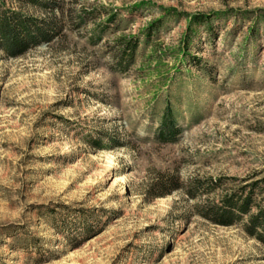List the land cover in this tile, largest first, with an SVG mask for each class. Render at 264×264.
<instances>
[{
    "label": "rangeland",
    "instance_id": "obj_1",
    "mask_svg": "<svg viewBox=\"0 0 264 264\" xmlns=\"http://www.w3.org/2000/svg\"><path fill=\"white\" fill-rule=\"evenodd\" d=\"M58 1L60 23L82 9L116 18L97 45L102 16L23 57L0 53V264H264L238 228L197 217L201 201L136 195L156 171L264 176V0ZM127 38L140 45L117 74L110 48ZM167 107L181 132L160 144ZM101 137L115 144L87 142Z\"/></svg>",
    "mask_w": 264,
    "mask_h": 264
},
{
    "label": "trees",
    "instance_id": "obj_2",
    "mask_svg": "<svg viewBox=\"0 0 264 264\" xmlns=\"http://www.w3.org/2000/svg\"><path fill=\"white\" fill-rule=\"evenodd\" d=\"M51 15V18L36 17L32 13ZM62 12L58 0H0V53L4 59L23 57L40 45H49L54 40L65 39L64 31L82 29L99 18L105 21L94 26L93 33L87 38L90 45H97L115 21L113 11L85 10L79 15H68L65 23L55 18ZM206 20L203 15H194L190 19L189 33L193 26ZM153 26L145 31L146 40L150 39ZM136 38L120 39L111 46V70L117 74L127 73L134 65L139 48ZM188 49H184V51ZM175 119L167 107L160 117L155 139L160 144L174 143L180 134ZM88 138V144L96 149H107L115 144L113 139L104 142ZM220 191V193H218ZM182 193L190 201H201L193 209L200 219L221 227L238 228L247 238L254 240L264 248V176L257 174L246 179L229 177L192 179L181 181L175 173L156 171L142 193L144 199L165 198ZM214 196V198H212ZM217 196V198H216ZM205 200V201H204ZM203 201V202H202Z\"/></svg>",
    "mask_w": 264,
    "mask_h": 264
},
{
    "label": "bare ground",
    "instance_id": "obj_3",
    "mask_svg": "<svg viewBox=\"0 0 264 264\" xmlns=\"http://www.w3.org/2000/svg\"><path fill=\"white\" fill-rule=\"evenodd\" d=\"M123 181V178L121 175H117L114 177V180H113V183L114 184H118L119 182H122Z\"/></svg>",
    "mask_w": 264,
    "mask_h": 264
}]
</instances>
